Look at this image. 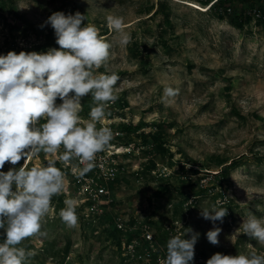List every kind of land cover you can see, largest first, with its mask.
<instances>
[{
  "label": "rangeland",
  "instance_id": "rangeland-1",
  "mask_svg": "<svg viewBox=\"0 0 264 264\" xmlns=\"http://www.w3.org/2000/svg\"><path fill=\"white\" fill-rule=\"evenodd\" d=\"M209 8L178 0H0V55L37 44L45 46L35 52L58 48L55 34L46 46L51 26H40L56 11H78L112 44L108 72L120 77L111 115L97 124L114 134L105 150L115 152L119 171L106 180L111 201L91 210L70 166L57 160L66 189L52 198L42 229L47 237L23 242L35 253L29 264H160L167 241L189 228L199 233L192 264H206L217 252L264 254V245L240 228L249 212L264 219V0ZM109 15L124 18L132 36L127 46L108 28ZM166 87L179 89L171 103L163 102ZM92 103L90 95L82 101V119H89ZM149 132L159 134L163 149ZM48 159L41 153L29 167ZM70 198L77 200L74 229L59 217ZM218 200L228 215L214 225L201 209ZM115 217L132 226L133 238L116 232ZM146 224L151 240L142 235ZM214 227L222 229L218 245L206 237ZM131 239L138 240L136 250L127 246Z\"/></svg>",
  "mask_w": 264,
  "mask_h": 264
},
{
  "label": "clouds",
  "instance_id": "clouds-1",
  "mask_svg": "<svg viewBox=\"0 0 264 264\" xmlns=\"http://www.w3.org/2000/svg\"><path fill=\"white\" fill-rule=\"evenodd\" d=\"M87 16L76 12L52 13L40 27L50 25L58 48L46 52L9 51L0 55V169L8 163L13 167L0 170V264H29L35 253L23 242L32 237H47L43 223L52 198L63 193L67 179L56 166L72 164L78 179L97 167L98 154L113 139L107 126L97 127L111 113V104L118 100L116 85L120 77L108 72L112 44L99 34L93 24H85ZM107 26L117 34L122 46L131 43L124 18L109 15ZM105 68V73L95 70ZM91 96L89 119H82V101ZM179 89L166 87L163 102L171 103ZM61 101L57 103V100ZM49 157L45 165L29 167L39 154ZM23 159L19 168L15 166ZM75 162V163H73ZM190 167V165H188ZM191 202V201H189ZM59 217L65 226L78 225L77 200L66 199ZM201 209V216L223 222L228 209ZM240 228L243 234L264 245V219L249 212ZM222 229L214 227L206 233L212 245L219 244ZM190 234V238H185ZM199 233L186 229L167 241L166 258L160 264H192ZM252 245H249L251 248ZM206 264H264V254H213Z\"/></svg>",
  "mask_w": 264,
  "mask_h": 264
},
{
  "label": "built area",
  "instance_id": "built-area-1",
  "mask_svg": "<svg viewBox=\"0 0 264 264\" xmlns=\"http://www.w3.org/2000/svg\"><path fill=\"white\" fill-rule=\"evenodd\" d=\"M213 1L206 6H210ZM113 154H115V152L109 149L103 153H99L97 157V167L87 173L82 179L77 178V175L73 171L72 164H69L70 176L72 180L75 181L82 194H84V198L86 202H88L91 210L102 211L103 204L111 201V189L107 186L106 180H113L119 175L118 167L116 166L117 161ZM114 225L123 232L132 229V226L124 223L120 217H115ZM147 226V224L144 226L142 235L145 239L151 240L153 234L147 229ZM138 244L137 239H131L127 246L132 251L134 249L136 250Z\"/></svg>",
  "mask_w": 264,
  "mask_h": 264
},
{
  "label": "trees",
  "instance_id": "trees-1",
  "mask_svg": "<svg viewBox=\"0 0 264 264\" xmlns=\"http://www.w3.org/2000/svg\"><path fill=\"white\" fill-rule=\"evenodd\" d=\"M199 1L204 2V3H206L205 5H207L213 0H199ZM225 1H228V0H214L210 4L209 7L210 8L212 7L213 9H216V8H218L220 6V4L225 3ZM227 8L232 10L234 8V4H233V7H232V5H230V6H227ZM53 38H54V31H53L52 27H50V30L47 33L46 46H53ZM43 46H45V45H38L37 44L32 49H28L27 48L25 50V52L37 51ZM124 127H125V125L123 124L121 126V128H124ZM147 136H150V138L153 140L152 144L158 146L160 149H163L164 142L162 140H160V136H159L158 133H155V132L154 133H150L149 132ZM61 170H63V169H61ZM114 229L116 230L117 233H121L122 232V230L118 229L116 225H114ZM125 234H126V236H128L129 239L133 238V236H135V234H131L130 231L125 232Z\"/></svg>",
  "mask_w": 264,
  "mask_h": 264
},
{
  "label": "bare ground",
  "instance_id": "bare-ground-1",
  "mask_svg": "<svg viewBox=\"0 0 264 264\" xmlns=\"http://www.w3.org/2000/svg\"><path fill=\"white\" fill-rule=\"evenodd\" d=\"M179 2L185 3V4H189L192 5L193 7H196L202 11H207L208 9H205V4H200L198 2H194V1H185V0H178Z\"/></svg>",
  "mask_w": 264,
  "mask_h": 264
}]
</instances>
